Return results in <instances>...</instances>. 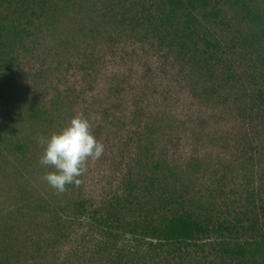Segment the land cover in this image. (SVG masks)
Segmentation results:
<instances>
[{"label": "rangeland", "instance_id": "rangeland-1", "mask_svg": "<svg viewBox=\"0 0 264 264\" xmlns=\"http://www.w3.org/2000/svg\"><path fill=\"white\" fill-rule=\"evenodd\" d=\"M48 3L42 32L18 54L20 97L0 107V264H221L216 249L192 247L185 261L137 260L127 230L138 218L135 201L120 206L122 225L96 221L95 206L105 210L122 198L124 181L140 173L136 178L154 175L180 196L174 212L182 206L214 226L234 225L211 233L206 241L215 248L222 236L263 237L264 124L248 116L264 90L258 61L264 36L262 50L238 41L258 23L233 0L198 9L221 45L203 70L151 34L150 20L160 15L163 0ZM251 7L264 23V0ZM204 12L218 16L207 19ZM76 115L90 119L105 151L87 162L78 187L57 194L42 179L52 169L39 163V141ZM144 186L137 194L150 207L156 200Z\"/></svg>", "mask_w": 264, "mask_h": 264}, {"label": "trees", "instance_id": "trees-1", "mask_svg": "<svg viewBox=\"0 0 264 264\" xmlns=\"http://www.w3.org/2000/svg\"><path fill=\"white\" fill-rule=\"evenodd\" d=\"M210 1L163 0V6L158 12L160 15L152 16L150 20L151 34L157 38V41L175 48L187 63L203 70L206 68L207 59L218 56L221 50L220 43L214 39L210 29L196 13L198 9L205 10ZM252 1L256 0H233L235 4H239L249 22H256L259 25L256 31L238 39L239 43L249 51L262 50L260 42L264 36L261 32L264 28L260 27L263 23L262 14L253 10ZM48 2L50 0H0L1 5H6L5 11L0 15V107L2 110L10 97L15 101L20 97L18 91L21 74L18 54L19 51L27 49L28 41L35 39L42 32V25L47 19L46 11H49L46 10L49 7ZM212 16H218L217 12H204L202 17L210 19ZM258 61L261 67L259 75L263 78L264 54H261ZM248 117L254 122L264 124L263 89L255 96ZM140 175L141 173L133 174L124 181L123 185H126L127 193L122 198L119 195L114 197V201L109 202L105 210L96 206L93 209V215L98 223L111 225L114 221L122 225L123 215L120 206L129 208L133 201L137 202L138 218L130 220L127 224V230L133 235V245L129 250L137 260L149 258L156 263L161 260L171 261L174 258L176 261L180 259L185 261L192 251H205L209 248L216 249L215 258H219L221 264H230L229 262L233 261L236 264H264V236L244 241H230L229 238L222 236L217 244L218 248H215L213 243L208 242L211 233L214 230L219 233H224V230L230 232L234 225L218 223L214 226L211 219L198 217L182 206V211L174 212L172 205L179 203L180 196L168 193L170 185L159 184L160 180L154 175L144 174L145 179L141 178V180L136 178ZM141 183H145L144 187L148 188L146 193L149 192L150 199L155 197L156 202H152L150 207H147V201H141L137 194ZM79 205L84 207V201H79ZM263 209L262 207L261 210ZM261 222L264 227V219ZM254 225L251 223L249 228L256 229ZM214 263V260L207 262V264Z\"/></svg>", "mask_w": 264, "mask_h": 264}, {"label": "clouds", "instance_id": "clouds-1", "mask_svg": "<svg viewBox=\"0 0 264 264\" xmlns=\"http://www.w3.org/2000/svg\"><path fill=\"white\" fill-rule=\"evenodd\" d=\"M42 153L39 163L51 168L42 179L57 194L69 185L79 186L89 160H98L104 154L105 145L93 132L90 119L73 116L68 124L48 137L41 138Z\"/></svg>", "mask_w": 264, "mask_h": 264}]
</instances>
